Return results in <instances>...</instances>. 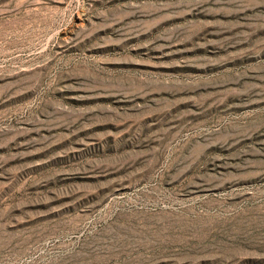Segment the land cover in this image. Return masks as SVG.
<instances>
[{
	"label": "rangeland",
	"instance_id": "rangeland-1",
	"mask_svg": "<svg viewBox=\"0 0 264 264\" xmlns=\"http://www.w3.org/2000/svg\"><path fill=\"white\" fill-rule=\"evenodd\" d=\"M0 264H264V0H0Z\"/></svg>",
	"mask_w": 264,
	"mask_h": 264
}]
</instances>
